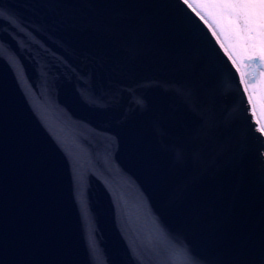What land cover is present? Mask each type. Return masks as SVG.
Segmentation results:
<instances>
[{"label":"water","instance_id":"water-1","mask_svg":"<svg viewBox=\"0 0 264 264\" xmlns=\"http://www.w3.org/2000/svg\"><path fill=\"white\" fill-rule=\"evenodd\" d=\"M232 64L182 0H0V264H264Z\"/></svg>","mask_w":264,"mask_h":264},{"label":"snow or ice","instance_id":"snow-or-ice-1","mask_svg":"<svg viewBox=\"0 0 264 264\" xmlns=\"http://www.w3.org/2000/svg\"><path fill=\"white\" fill-rule=\"evenodd\" d=\"M208 26L217 44L240 71L255 66L260 76L259 102L264 112V0H182ZM256 73L241 71V84L253 104ZM264 135V127L258 129Z\"/></svg>","mask_w":264,"mask_h":264},{"label":"rangeland","instance_id":"rangeland-1","mask_svg":"<svg viewBox=\"0 0 264 264\" xmlns=\"http://www.w3.org/2000/svg\"><path fill=\"white\" fill-rule=\"evenodd\" d=\"M243 65V64H241ZM250 68V73H256V70L254 68V65L249 67ZM259 82H260V76L258 73H256V78H255V88L254 90L252 89V95H253V104L252 107L253 109L257 112L256 116L258 117V121H260V125L264 127V112L261 110L260 102H259V95H260V90H259Z\"/></svg>","mask_w":264,"mask_h":264},{"label":"bare ground","instance_id":"bare-ground-1","mask_svg":"<svg viewBox=\"0 0 264 264\" xmlns=\"http://www.w3.org/2000/svg\"><path fill=\"white\" fill-rule=\"evenodd\" d=\"M207 26V25H206ZM208 27V26H207ZM215 38V37H214ZM231 61V60H230ZM232 66H233V68L236 70V74L237 75H239V79H241V71H243V69L242 68H244V69H247V73L249 74V75H251L252 73H250V68L248 67V68H245V66L244 65H241L240 66V71H237V68H236V66L235 65H233L232 64ZM254 68H255V70H256V67L254 66ZM256 73H258L257 72V70H256ZM255 80L253 81V84L255 85ZM241 84V83H240ZM243 88H244V86H243ZM250 91H252V86H250ZM246 93V92H245ZM247 94V98H248V93H246ZM248 103H249V99H248ZM249 108H250V111L252 112V116L254 117V122H256V127L259 129V128H261L262 126L260 125V121H258V117L256 116V114H257V112L253 109V107H252V104H250L249 103ZM261 133V132H260ZM261 136H263V138H264V135H262L261 134Z\"/></svg>","mask_w":264,"mask_h":264}]
</instances>
